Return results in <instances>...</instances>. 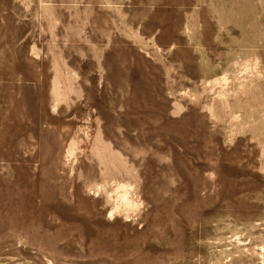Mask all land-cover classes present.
<instances>
[{"label": "rangeland", "instance_id": "obj_1", "mask_svg": "<svg viewBox=\"0 0 264 264\" xmlns=\"http://www.w3.org/2000/svg\"><path fill=\"white\" fill-rule=\"evenodd\" d=\"M0 264H264V0H0Z\"/></svg>", "mask_w": 264, "mask_h": 264}, {"label": "bare ground", "instance_id": "obj_2", "mask_svg": "<svg viewBox=\"0 0 264 264\" xmlns=\"http://www.w3.org/2000/svg\"><path fill=\"white\" fill-rule=\"evenodd\" d=\"M120 187H122V189H124L125 188V186H120ZM121 197H123V200L125 201L126 200V195H125V190H123V193L121 194ZM122 199V198H121ZM127 202V201H126Z\"/></svg>", "mask_w": 264, "mask_h": 264}]
</instances>
